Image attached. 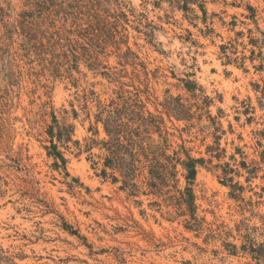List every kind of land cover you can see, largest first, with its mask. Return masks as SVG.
Masks as SVG:
<instances>
[{"label":"rangeland","instance_id":"obj_1","mask_svg":"<svg viewBox=\"0 0 264 264\" xmlns=\"http://www.w3.org/2000/svg\"><path fill=\"white\" fill-rule=\"evenodd\" d=\"M113 102L135 140L112 152ZM260 246L264 0H0V264H264Z\"/></svg>","mask_w":264,"mask_h":264},{"label":"trees","instance_id":"obj_2","mask_svg":"<svg viewBox=\"0 0 264 264\" xmlns=\"http://www.w3.org/2000/svg\"><path fill=\"white\" fill-rule=\"evenodd\" d=\"M96 6H94L93 3H91V8L90 10L88 11L90 13V17H89V27L91 29H94V27L97 28L98 31H100V33H102L100 36L103 35V32L104 30L102 29V27H100V24H101V10L96 8ZM97 7H98V4H97ZM85 7H83L84 9ZM96 37H99L98 33H95ZM125 105H128L127 102H124ZM121 108H120V104H116V102H113L112 104V109L111 111H106L104 109V111L101 113L100 111V115L98 116V119L102 120V122L104 123V126H105V130L107 132V134L111 137V141H110V147L112 148V152L113 150L115 151V149H117V146L118 145H121L122 143V140L124 141H127V143H130V142H134V136L135 134L132 133V135L130 136L129 133L127 132V126L128 125H123L124 128H126L125 131H123L122 129V125L120 124V119L122 117L121 115ZM103 114H106V117L103 118ZM143 126H140V128H142ZM147 127H146V130L147 131ZM138 135H136L138 137V140L141 141L140 137H141V132H137ZM52 134V133H51ZM132 137V138H131ZM137 140V142H138ZM136 142V143H137ZM139 143V142H138ZM142 143V142H140ZM113 145V146H111ZM52 149L54 150V156L55 158H60L63 162L64 161V158L62 157V154L58 151V148L55 144H53L52 146ZM113 155H116L115 153H112ZM113 159V158H112ZM109 162V161H108ZM200 160H196V159H191L189 157L188 161L183 163V167L184 169L187 171V176L186 178L188 180H194L195 179V176L197 174V165L200 164ZM104 172V175L106 176L107 175V172L106 171H103ZM254 250V249H253ZM257 257L256 259L259 260V263H264V247L263 246H260L258 250H254Z\"/></svg>","mask_w":264,"mask_h":264}]
</instances>
